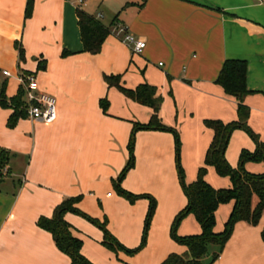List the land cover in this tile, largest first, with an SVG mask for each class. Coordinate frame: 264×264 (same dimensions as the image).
I'll use <instances>...</instances> for the list:
<instances>
[{"label": "crops", "instance_id": "crops-1", "mask_svg": "<svg viewBox=\"0 0 264 264\" xmlns=\"http://www.w3.org/2000/svg\"><path fill=\"white\" fill-rule=\"evenodd\" d=\"M80 2L34 0L27 17L28 0H0V89L7 98L15 97L20 76L33 74L41 90L58 101L57 121L49 125L26 113L10 126L13 110L0 105V152L9 154L0 184V264H71L37 222L77 197L82 213L106 221L125 248L137 249L150 208V199L143 196L156 200V210L146 244L134 255L108 249L103 229L88 218L68 213L65 219L93 264H163L172 254L188 252L171 237L175 217L188 204L172 131L179 136L185 182L192 184L214 138L205 122L238 121L237 100L216 83L228 60L248 63L249 126L264 142V0ZM78 9L113 26L99 54L84 51ZM120 27L146 41L141 54L123 43ZM110 75L120 76L128 89L155 87L164 99L160 117L169 129L136 132L134 167L122 181L118 179L130 158L134 127L149 124L153 110L109 87L105 76ZM102 101L109 104L106 112ZM256 148L245 131L237 130L226 159L236 170L242 152L254 153ZM244 168L264 174V163L248 161ZM205 179L217 190L233 186L231 178L219 176L214 167L207 168ZM117 185L140 198L131 202ZM257 203L254 198V206ZM234 205L232 201L218 208L215 233L225 230ZM201 233L194 215L177 230L179 237ZM213 264H264V214L256 226L238 222Z\"/></svg>", "mask_w": 264, "mask_h": 264}, {"label": "trees", "instance_id": "trees-1", "mask_svg": "<svg viewBox=\"0 0 264 264\" xmlns=\"http://www.w3.org/2000/svg\"><path fill=\"white\" fill-rule=\"evenodd\" d=\"M34 0H28L26 16L30 17L33 12ZM78 24L81 31L84 51L91 54H99L102 46L108 36L112 33V27L104 26L95 17L89 15L82 9H78ZM117 20V19H116ZM116 23V22H115ZM115 25V24H114ZM20 58L24 59V50L19 47ZM248 63L244 60H228L225 62L222 71L216 83L223 87L225 92L234 97L238 102V121L225 124L222 121L207 120L205 125L214 131L212 144L207 152L204 167L200 168L196 182L186 184L184 172L179 161L180 140L175 131H172L177 144V166L180 176V182L184 193L187 196V206L175 217L171 237L177 243L185 245L188 252L184 255L172 254L163 264H213L220 257L227 242L231 238L235 225L238 222H247L251 225H258L264 214V174L254 175L248 173L244 166L248 161L264 163V142L250 128L249 119L251 115L250 108L245 104L246 97L251 94L247 86ZM105 81L109 87H115L131 100L151 108L153 115L149 124L144 126H135L130 144V158L127 166L122 171L119 181H122L127 173L134 167V144L135 134L138 130H169L161 120L160 112L164 99L157 95V89L149 84H142L136 89H128L122 85L120 76H105ZM0 105L4 108L13 110L10 119V126H14L18 120L26 116L27 103L23 88L17 96L7 98L1 90ZM108 102L102 101V108L106 112ZM237 130L245 131L256 143V151L249 153L243 151L240 156V166L233 169L226 159V151L233 133ZM9 161V154L6 151L0 152V184L6 178L4 169ZM214 167L217 174L221 177H230L232 188L215 189L205 179L207 168ZM120 195L126 197L131 202L140 197L124 191L120 185H117ZM150 199V208L146 218V226L142 244L137 249L125 248L107 229V222L104 224L92 219L82 213L77 205L81 197L70 198L60 204L54 211L52 217H41L37 225L41 229L49 232L54 239L57 248L67 255L71 264H93L82 254L83 242L73 234L72 226L66 221L65 216L68 213H78L90 220L92 223L100 226L104 231L103 244L114 252H125L129 255L138 253L146 244L147 232L156 210V200L150 196H143ZM254 198L258 199L254 206ZM234 201L235 205L230 218L222 233H215L216 212L223 204ZM194 215L202 228V233L196 236L179 237L177 230L182 221L188 216ZM211 250V252H210ZM208 257V258H207Z\"/></svg>", "mask_w": 264, "mask_h": 264}, {"label": "built area", "instance_id": "built-area-1", "mask_svg": "<svg viewBox=\"0 0 264 264\" xmlns=\"http://www.w3.org/2000/svg\"><path fill=\"white\" fill-rule=\"evenodd\" d=\"M80 3L83 4L84 0H81ZM119 31L123 34V43L131 49L133 54L139 55L146 48V41L143 38H137L123 27H120ZM4 75L9 77L10 73L5 71ZM20 83L25 93L29 118L48 125L55 123L58 118L56 97L43 92L37 77L33 74L20 76Z\"/></svg>", "mask_w": 264, "mask_h": 264}, {"label": "water", "instance_id": "water-1", "mask_svg": "<svg viewBox=\"0 0 264 264\" xmlns=\"http://www.w3.org/2000/svg\"><path fill=\"white\" fill-rule=\"evenodd\" d=\"M0 94H1V89H0Z\"/></svg>", "mask_w": 264, "mask_h": 264}, {"label": "rangeland", "instance_id": "rangeland-1", "mask_svg": "<svg viewBox=\"0 0 264 264\" xmlns=\"http://www.w3.org/2000/svg\"><path fill=\"white\" fill-rule=\"evenodd\" d=\"M107 21V20H106ZM210 252H211V250H210ZM208 258V257H207Z\"/></svg>", "mask_w": 264, "mask_h": 264}]
</instances>
